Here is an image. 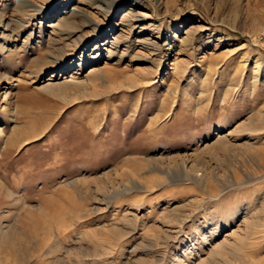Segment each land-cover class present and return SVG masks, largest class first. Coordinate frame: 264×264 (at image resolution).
Returning <instances> with one entry per match:
<instances>
[{"label":"rangeland","instance_id":"1","mask_svg":"<svg viewBox=\"0 0 264 264\" xmlns=\"http://www.w3.org/2000/svg\"><path fill=\"white\" fill-rule=\"evenodd\" d=\"M254 3L0 0V264H264Z\"/></svg>","mask_w":264,"mask_h":264},{"label":"bare ground","instance_id":"2","mask_svg":"<svg viewBox=\"0 0 264 264\" xmlns=\"http://www.w3.org/2000/svg\"><path fill=\"white\" fill-rule=\"evenodd\" d=\"M21 1V0H20ZM101 4V3H100ZM103 6V5H102ZM100 7V10H103V7ZM254 6L255 7H258V8H260L262 11H263V14H264V1H262V0H255V3H254ZM253 6V7H254ZM105 13H107V12H109V11H104ZM259 13V12H258ZM256 14V13H255ZM262 14V13H261ZM256 16H258V14H256ZM260 16V15H259ZM262 19V18H261ZM261 19H259V20H261ZM86 21H87V19H86ZM255 21H257V19H255ZM0 22H1V20H0ZM262 22V21H261ZM257 23V22H256ZM20 24L22 25V22H20ZM144 25V24H143ZM261 25V24H260ZM129 26L130 27H133L132 26V24L131 23H129ZM161 26V25H160ZM156 28V27H155ZM157 32H159L160 30H156ZM160 33V32H159ZM158 33V34H159ZM79 37V40L77 41V43L75 42L74 43V47H75V49H76V47L83 41V37L81 38V36H78ZM151 44H153V45H157L158 46V44L156 43H151ZM65 46H62V47H58V50H59V52H60V54L61 55H64V52H65ZM50 53V52H49ZM51 54V53H50ZM59 59V58H58ZM55 64H57V65H55L53 68H56L55 69V71H54V74L52 75V76H50V77H48V79L45 81L47 84H45L44 86H43V88L45 89H47V88H51V89H53V90H55V92H57V90L59 89V88H61V87H63V86H69V88L71 87L70 85H72V84H74V82H73V80H65V81H56L57 80V78L59 77V75H60V78H64L66 75H67V71L69 70V69H67V68H65V67H63V65L61 64V63H59V60H54L53 61ZM65 66V65H64ZM61 70L63 73H61V74H59V73H57V70ZM97 70V69H96ZM96 70H92L94 73H95V71ZM258 70V69H257ZM74 78H76V77H74ZM99 78V77H98ZM73 82V83H72ZM72 83V84H71ZM3 89L5 90V91H3ZM9 89V88H8ZM8 89H7V86L6 87H1V83H0V106L2 105V103L3 102H5L7 99H8V96H9V92H8ZM59 92V91H58ZM60 93H61V91H60ZM58 94V93H57ZM216 151V150H215ZM219 152V151H218ZM194 158V157H193ZM184 159V158H183ZM257 159V158H256ZM195 161V160H194ZM196 162V161H195ZM191 163H193V162H191ZM255 163V165L259 168V170H263L264 169V160H258L257 162H254ZM197 164V163H196ZM162 165V164H161ZM182 167H183V170H184V173H185V175H186V177H187V179H191V180H194L195 182H197V183H199L200 185H206V186H210V184H211V182H210V180L203 174V173H200V172H197V173H193L192 171H190V170H188L187 169V164L185 163V162H183L182 163ZM257 168V169H258ZM162 169V168H161ZM160 169V170H161ZM204 169V168H203ZM172 170V169H171ZM214 170V169H213ZM162 171V173L164 174H169V172L167 171V170H165V169H162L161 170ZM182 174V173H181ZM171 176V175H170ZM184 176V175H183ZM243 178V177H242ZM227 179V178H226ZM212 180V179H211ZM238 180V179H237ZM161 183H163V182H161ZM219 184V183H218ZM140 185V184H139ZM160 185V184H159ZM225 183L223 182L222 184H220V187H222L221 189L223 190L224 189V187H225ZM215 186H217V185H215ZM213 187V186H212ZM219 188V187H218ZM127 189L129 190V189H131L130 187H127ZM220 189V188H219ZM117 191H119V190H117ZM116 191V192H117ZM212 192V191H211ZM215 192V191H214ZM117 193H119V194H121V193H123L122 191H120V192H117ZM112 195V194H111ZM82 196V195H81ZM98 198V197H97ZM108 204H109V200H108ZM95 208V207H94ZM105 208V207H104ZM90 210V209H89ZM94 210V209H93ZM99 210V209H98ZM96 211V210H95ZM40 212H42V211H40ZM94 212V211H93ZM43 213V212H42ZM183 220H180V222H182ZM155 227V226H154ZM4 228V227H3ZM4 230V229H3ZM220 243V242H219ZM237 244V243H236ZM236 247H237V245H236ZM219 248V247H218ZM230 248V247H229ZM233 249V248H232ZM186 250V249H185ZM215 250V249H214ZM236 250V249H235ZM218 251V250H217ZM186 252V251H185ZM232 252V251H231ZM214 253V252H213ZM222 253V252H221ZM221 253H220V255H221ZM217 254V253H216Z\"/></svg>","mask_w":264,"mask_h":264}]
</instances>
